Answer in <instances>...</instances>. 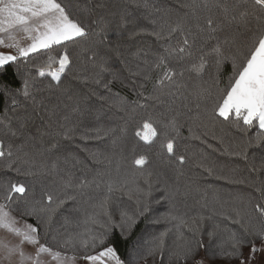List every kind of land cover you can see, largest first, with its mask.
Returning a JSON list of instances; mask_svg holds the SVG:
<instances>
[{
	"label": "trees",
	"instance_id": "1",
	"mask_svg": "<svg viewBox=\"0 0 264 264\" xmlns=\"http://www.w3.org/2000/svg\"><path fill=\"white\" fill-rule=\"evenodd\" d=\"M52 1L83 33L0 65V205L61 255L239 264L264 242V126L224 106L264 0Z\"/></svg>",
	"mask_w": 264,
	"mask_h": 264
},
{
	"label": "rangeland",
	"instance_id": "2",
	"mask_svg": "<svg viewBox=\"0 0 264 264\" xmlns=\"http://www.w3.org/2000/svg\"><path fill=\"white\" fill-rule=\"evenodd\" d=\"M82 33L81 29L66 20L62 10L52 0H0V45L5 46L8 55L12 57L11 60L51 44L77 37ZM66 64L67 61L63 57L51 71L42 73L57 80ZM230 106H237V104L228 100L224 109ZM247 109L256 112L252 108L247 107ZM140 134L141 139L148 142L154 133L151 127L146 125ZM0 264L123 263L118 260L112 249H107L89 259L46 250L38 243L35 230L30 225L0 205ZM195 264L207 263L200 258ZM239 264H264V242L249 251Z\"/></svg>",
	"mask_w": 264,
	"mask_h": 264
},
{
	"label": "crops",
	"instance_id": "3",
	"mask_svg": "<svg viewBox=\"0 0 264 264\" xmlns=\"http://www.w3.org/2000/svg\"><path fill=\"white\" fill-rule=\"evenodd\" d=\"M11 58L5 46L0 45V65L9 62ZM228 100L237 106L256 110L264 125V38L231 90Z\"/></svg>",
	"mask_w": 264,
	"mask_h": 264
}]
</instances>
